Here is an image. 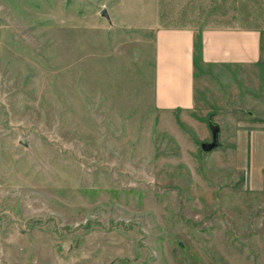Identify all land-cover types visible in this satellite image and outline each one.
Segmentation results:
<instances>
[{
    "label": "rangeland",
    "instance_id": "374dc122",
    "mask_svg": "<svg viewBox=\"0 0 264 264\" xmlns=\"http://www.w3.org/2000/svg\"><path fill=\"white\" fill-rule=\"evenodd\" d=\"M236 25L264 0H0V264H264L231 150L264 58L193 60L192 106L154 102L156 30Z\"/></svg>",
    "mask_w": 264,
    "mask_h": 264
},
{
    "label": "crops",
    "instance_id": "0c3cea01",
    "mask_svg": "<svg viewBox=\"0 0 264 264\" xmlns=\"http://www.w3.org/2000/svg\"><path fill=\"white\" fill-rule=\"evenodd\" d=\"M198 35L204 63L258 66L264 58V32L258 26L208 27ZM193 40L194 33L188 27H161L155 31L156 108H189L194 103ZM258 107L247 120L238 122L231 135L234 170L243 174L246 188L257 194L264 192V104Z\"/></svg>",
    "mask_w": 264,
    "mask_h": 264
},
{
    "label": "water",
    "instance_id": "95a60500",
    "mask_svg": "<svg viewBox=\"0 0 264 264\" xmlns=\"http://www.w3.org/2000/svg\"><path fill=\"white\" fill-rule=\"evenodd\" d=\"M99 15L105 17L108 20V16L104 10V8H101L99 11ZM207 127L210 133V140L209 141H203L200 143V149L202 151H210L211 149L218 146V134H219V127L216 123L212 122L210 119L207 120ZM21 144L24 143L23 139L19 140Z\"/></svg>",
    "mask_w": 264,
    "mask_h": 264
},
{
    "label": "trees",
    "instance_id": "16d2710c",
    "mask_svg": "<svg viewBox=\"0 0 264 264\" xmlns=\"http://www.w3.org/2000/svg\"><path fill=\"white\" fill-rule=\"evenodd\" d=\"M200 48H201V45H200V39H199V35H198V38L195 41L193 40V44H192V61L193 60H194V62H195V60L201 61V59H200Z\"/></svg>",
    "mask_w": 264,
    "mask_h": 264
}]
</instances>
